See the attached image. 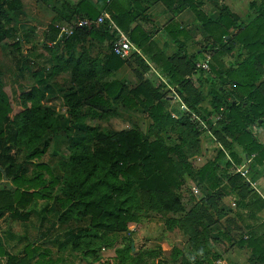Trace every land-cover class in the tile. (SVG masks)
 <instances>
[{"label": "trees", "instance_id": "1", "mask_svg": "<svg viewBox=\"0 0 264 264\" xmlns=\"http://www.w3.org/2000/svg\"><path fill=\"white\" fill-rule=\"evenodd\" d=\"M94 1L97 7L102 9L105 6L108 8L106 3L112 0ZM152 1L157 0H134L133 3L138 5L137 2ZM159 1L167 7H173V12L189 8L194 14L197 24L203 30L205 45L197 53L187 55L184 43H177L178 52L174 56L166 58L157 50L156 54H151L152 61L158 65L164 75L169 77L168 81L172 82V85H177V93L179 96L182 95L181 100L186 107L208 123L206 117L201 115L202 93L195 89L192 82L185 77L197 74L202 78L203 70L196 67V60L203 55V52H210L213 61H217L216 66L211 67L216 79L207 78L205 80L211 86L208 94L211 97L212 111L214 114L222 116L221 131L232 141L236 139L240 142L246 141L244 148L247 155L251 156L255 153L254 161L264 162V147L258 144L247 131L248 126L264 120V10L258 8V15L251 22L242 26L240 23L237 24L238 18L224 7L217 6L219 14L217 18L212 19L201 11L202 4L199 0ZM210 1L216 6L217 0ZM254 6L251 4L252 8ZM21 8L19 0H0V43L5 38L6 26H11L10 14L21 10ZM137 9L143 12L145 8L137 7ZM75 10L77 13L85 12V18L94 20L96 17L95 10L84 0L77 3ZM134 12L130 10L120 14L115 17V21L119 27L128 32L132 43L144 54L149 55L153 45L150 42L149 34L144 33L135 25L134 19L139 12ZM127 22L128 28L125 26ZM81 30L82 32L88 30L89 34L94 36V30L107 32L108 28L92 26L90 29ZM49 31L52 34L56 29L51 25ZM77 32L75 31L74 35L68 39H73L78 34ZM115 36H110L112 43L115 41ZM68 39L66 41H69ZM236 46V52L233 54ZM242 50L246 52V55L242 56ZM111 54L112 56H107V60L116 61L115 68L126 62V60L115 56L112 50ZM225 54H233L234 57L233 63L228 67H224L221 62H218L219 58ZM136 61L138 65L144 66L143 59L138 57ZM104 87L108 96L119 98L127 108L142 107L152 120L153 131L158 134L166 130H176L182 136L185 129H190L195 135L201 133L185 113L183 114L186 116L183 119H178L179 121L172 120L170 115L163 113L164 104L159 94L161 87H150L148 83H144L129 92H125L123 86L118 82ZM44 94V90L38 87H31L21 92L18 97L20 100L19 111L13 119H10L4 113L8 109L7 94L0 82V124L9 122L7 137L4 130L0 128V179L4 178L3 173H5L6 179L13 187V190L0 189V216L3 211H6L12 220L27 219V208L37 200H51V190L60 184L62 197L55 198L64 208L59 216L60 221L65 223L71 218H82L89 215L90 226L94 228V233H90L88 228H78L77 235L73 239L84 235L89 236L90 240H97L98 244L109 245L105 234L100 233V230L106 233L129 232L128 226L140 223L142 215L144 216L148 210L163 213L164 216L167 213L176 215L183 211L175 191L183 184L179 166L188 175L191 174L189 165L184 163L185 155L182 152V148L188 144L185 139L178 146L168 147L159 135L150 140L137 130L107 134L96 132V128L89 127L86 134L87 136L94 134L99 147L91 154L83 152L70 154L66 160L69 164L65 165L70 166L71 171L62 180L52 174L46 163H34V167L38 171L33 176L27 175L22 166L14 169L12 163L7 165V159L2 160L3 156H8L13 148L18 149L22 146L27 151L32 149L25 158L31 163L48 151L52 142V135H48V132H53L56 123L55 117L58 115L41 105ZM139 96H142L143 99H139ZM65 98L71 111H75L77 107L74 105L78 102L74 93L65 96ZM156 100L159 102L155 103ZM220 141L224 148L231 150V143ZM52 154L54 155V152ZM171 154L176 155L178 164L172 161ZM221 161L224 163L223 169L218 166ZM43 171L48 175V178L42 174ZM220 174L227 178L226 186H220L222 181L217 178ZM198 175L201 179L206 178L209 181L210 190L215 191L219 198L211 195L213 197L202 199L183 213L182 217L166 216L164 219L169 230L178 229L189 238L192 248L191 251L186 252V255L192 256L193 254L194 257L192 263L185 259L186 264H212L213 260L220 259L218 254H212L210 243L207 242L205 235L207 228L222 216V210H218L217 219L214 220L208 206L214 207L213 204L216 200L221 199L223 190L228 192L226 195L237 199L235 206L246 209L248 215L236 213L237 220L244 225L246 230L244 237L233 239L230 235L218 232L219 236L223 237L229 245L249 250L251 256L255 258L251 259L252 264H264V221L259 224L255 222L257 225L248 223L249 219L256 221V213L264 208V201L239 174L232 172L231 163L222 151L212 162L202 167ZM249 176L251 181L255 180L250 167ZM219 187L221 189L218 191ZM245 199L248 200V203ZM71 242L72 247H75L76 243ZM87 250L89 253L93 252L92 249ZM28 252V257L17 262V259L11 257L4 248L0 233V259L7 258L6 264H29L28 258L34 251L28 250ZM116 252L119 264H143L141 254L136 255L130 244ZM172 252L175 255L182 254L177 249H172ZM34 264L51 263L38 260Z\"/></svg>", "mask_w": 264, "mask_h": 264}, {"label": "rangeland", "instance_id": "2", "mask_svg": "<svg viewBox=\"0 0 264 264\" xmlns=\"http://www.w3.org/2000/svg\"><path fill=\"white\" fill-rule=\"evenodd\" d=\"M218 2H220L219 8L224 7L229 13L235 15L238 18L237 24L240 23L242 26L251 22L258 15V8L264 10V0H218ZM251 4L255 6L252 8ZM94 14L96 15L97 11H94ZM109 20L107 18L105 23L99 26L111 27V29H108L112 30L113 35H116V30L113 26H109ZM80 31L82 30H78V32ZM202 31V29H194V34L200 37L198 42L199 50H202L205 45V36ZM63 40L66 41V39ZM68 40L73 41V39ZM22 41L20 33L11 30L10 25L6 26L5 38L0 43V82L7 94L6 102L8 105L7 112L4 111V113H6L7 117L13 119L19 111L18 107L20 106L18 91H26V89L35 86V84L38 87L39 79H42L45 80L44 85L46 84L48 89H51L47 99L54 104L56 109L55 115H58V117H55L56 123L53 132H48V135H52V142L46 154L31 163L30 161H26L25 158L32 149L27 151L25 147L20 146L18 149L13 148L8 156H3L2 160L7 159V165L12 163L14 169L22 166L27 175L33 176L38 171L35 169L34 163H46L50 167L52 174L62 180L71 171V167L65 165L69 164L66 160L70 154L81 152L91 154L99 147L94 134H89L90 136L86 134L89 127H94L97 130L96 132L107 134L137 130L150 140L154 139V136L158 137L159 135L168 147L178 146L185 139L188 144L182 148V152L185 155L184 163L189 165L191 174L188 175L179 166L178 169L183 184L175 191V195L183 209L182 212H178L176 215L167 213L164 216L163 213L148 210L144 215L145 218L141 214L142 220L140 223L128 226L129 232L113 231L106 233L100 230V233L105 234L109 245L98 244L97 240H90L89 236L84 235L78 239H73L77 235L78 228H88L90 233H94V228L90 226L89 215H85L82 218H71L65 223L60 221L59 216L64 211V208L55 200L56 197H62V186L59 184L51 190V200H37L27 208V219L22 221L12 220L6 211L1 213L0 233L7 253L14 259H17L18 262L20 259L28 257V250H33L34 253L28 258L29 264H34L38 260L51 264H119L117 263L116 251L130 244L136 255L141 254L143 264H186V260L192 263L194 255H186V252L191 251L192 248L188 236L178 229L169 230L164 219L166 216L173 218L182 217L183 213L187 212L204 198L213 196L219 198L215 194V191L210 190L208 186L209 181L206 178L201 179L198 175L199 170L212 162L220 151L225 153L223 148L216 147L218 141L224 139V134L221 131V122L223 120L222 116L220 117V115H216L212 111L210 105L211 97L207 93L211 87L205 81V79L215 76L211 71V67H215L217 61H213L212 54L205 51L200 57L201 59L198 60V63L208 61L209 67L208 70H204L202 73V79H204L205 83H201L203 92L200 90L205 95V98H203L204 103L202 102L205 108L201 109L209 111H201V115L205 116L208 120V123L205 122L207 129L200 130L201 133L198 135H195L190 129H185L184 135L181 136L176 130H166L158 134L156 131H153L152 120L147 116L142 107L127 108L121 103L119 98L108 96L106 93L104 86H110L113 82H119L125 92L134 90L144 83H148L150 87H161L159 94L164 104L163 113L170 115V118L175 121L183 119L186 115L179 112L180 104L171 99L172 92H177V87L174 86L175 84L172 85V82H162L159 78H156V75L152 76V70L149 72V68L145 64L149 62L148 58L144 57V66L139 65L135 70L132 68L134 66H129L132 74L130 72H127V75L117 73V70L121 66L118 68L114 67L115 71L107 72L102 70L105 65L104 59L106 60L103 56L106 49L103 47L104 53L102 52L94 57V48L91 45L83 44L81 47L83 58H81L82 61L79 63L80 66L72 64L70 67L66 64L63 65V63L60 65H46L39 56L28 55L29 49L23 48ZM236 49L237 46L234 48L233 54L236 52ZM141 53L142 57L145 56L143 52ZM241 53L242 56L246 55L244 50ZM233 54L221 56L218 62H221L224 67H228L234 61ZM41 55L44 56L43 53ZM25 56L30 60L27 61ZM96 59L98 60L97 62ZM37 60L39 62H36ZM74 61L75 56L72 54L71 62ZM31 62L32 64H30ZM96 63L99 66H96ZM39 64L45 67L44 70L41 69L42 67ZM58 68H63V75H60L62 78L49 80V77L55 74L53 71L57 72ZM35 69L37 70L35 71ZM33 73L36 74L34 75ZM18 74H21V77H17ZM19 83L23 87H20L18 90L17 84L19 85ZM163 85H165L164 88H162ZM73 93L78 102V104L74 105L77 107L75 111H71L65 98V96ZM139 99L142 100L143 97L139 96ZM157 102L159 101L156 100L155 103ZM8 124L9 122L0 124V128L4 130L6 137L8 136ZM197 130L199 131V129ZM52 152H54V155ZM170 157L173 162L178 164L175 154H171ZM218 166L220 169H223L224 163L221 161ZM42 174H44L45 178H48V175L44 171ZM217 178L222 181L220 182V186L227 185V178L222 176V174ZM0 189L13 190L10 181L6 177L0 179ZM220 189L219 187L218 191ZM227 193V191L223 190L220 196L221 199L216 200L213 204L214 207L208 206L214 220L217 219V211L222 210L220 219L207 228V234L205 235L207 242L210 243L212 254H218L220 258L213 260L212 264H245L246 259L252 264L250 261L255 258L251 256L250 251L247 249L234 246V249L236 247L237 250H244L245 254L237 252L236 256L231 255V253L226 255L227 250L231 249L233 245H229L218 234V232H221L229 236L232 230H237L234 237L238 239L241 236L244 237L246 232L244 225L238 224L236 213L248 215V211L242 209V207L235 206L237 199L230 198L229 195H226ZM244 218L247 220L245 216ZM248 223L250 225L256 224L250 219ZM71 241L76 243L75 247H72ZM86 248L92 249L93 252H87ZM172 249H177L182 254L175 255ZM222 252L225 253V256L224 254L222 255ZM6 260L7 258H1L0 264H6Z\"/></svg>", "mask_w": 264, "mask_h": 264}, {"label": "crops", "instance_id": "3", "mask_svg": "<svg viewBox=\"0 0 264 264\" xmlns=\"http://www.w3.org/2000/svg\"><path fill=\"white\" fill-rule=\"evenodd\" d=\"M19 1L22 6L21 10L12 12L10 14V18L12 20L11 30H15L16 32L20 33V36H22V40H23L22 41L23 48L29 49L28 55L33 54L35 57L39 56V58H42V61L46 63V65L48 64L60 65L63 63V65L66 64L70 67L72 64L80 66L79 63L82 61L81 58H83L82 56L83 51L81 50V47L83 46V44H87V45H91L94 48V57L101 54L102 52L104 53V48H105L106 54L104 53L103 56L106 58V60L104 59L105 65L102 70L107 72L115 71L114 66L116 61L107 60V56L109 57L112 56L110 51L112 40L110 36L113 35V32L112 30H109L111 29V27H108L109 29L107 32H97L94 30V36L89 34L88 30L84 32L80 31L78 32V34L75 35L73 41L72 40L64 41L63 40L64 38H62L57 28V26L59 25L69 24L75 21L76 19H81L82 17L85 18L86 16L85 12L77 13V11L75 10V6L81 0H19ZM84 1L87 3V5L92 6V8L95 11H97L94 20L100 15L106 14L108 16V19H110L109 26L111 25L113 27H116L119 31L126 34L128 37H129L128 32L124 31V29H122L117 25L115 21V17H118V15L128 12L130 10L139 12L138 16L134 19V23L144 33L149 34L150 42L153 45V47H151L152 52H150L149 55L145 54V56L143 57L141 53L142 51L140 49H139V53H132L129 58L124 59L126 60V62L117 70L118 71L117 73H123L124 75H127L128 74L127 72L131 73V69L129 68V66H134L132 68L133 70H135L136 67H139L136 61L137 58L139 57L144 61V57H146L148 58L150 63L146 61L147 63L145 64L149 68L148 69L149 72L152 70L151 75L152 76L156 75L157 76L156 78L157 79L159 78L162 82L165 81L169 82L168 81L169 77L167 75H164L162 71L159 69L158 65L152 61L151 54H156L158 50L163 54L164 57L170 58L178 52L177 43H184L187 55H192L199 51L198 42L200 40L199 39L200 37L199 35L194 34V29L201 30L202 28L197 25L196 18L189 8H184L179 12H173L172 11L173 7L172 8L167 7L163 2L159 0L152 2H137L139 3L138 4L139 6L133 3L134 0H112L111 2L108 1L106 3L108 8H106L105 6V8L99 9L94 0H84ZM199 1L202 4L200 9L206 16L212 19L217 18L219 14L218 7L220 3L218 2V0L216 6L210 0H199ZM137 7L138 8L144 7L145 9L143 12H141L139 11L140 9H137ZM128 19L130 20V16L128 17ZM51 25H53L54 28L56 29V31H53L52 34L49 31V27ZM125 26L126 28H128V22ZM98 27L99 26L95 28ZM108 48L110 49L108 50ZM42 53L44 54V56L41 55ZM72 54L75 56L74 62H71ZM26 59L27 61L30 60L28 57H26ZM199 59L201 58H198V60ZM198 60H196V63H198ZM97 61L98 60L96 59V62ZM36 62L39 61L37 60ZM30 64H32V62ZM40 66L42 67L41 69L44 70L45 67H43V65ZM96 66L99 65L96 63ZM36 70L37 69H35V71ZM62 70L63 68H58L57 72L53 71V73L55 72V74L49 77V80L62 78L60 77V75H63ZM33 74L35 75L36 73ZM19 76L21 77V74L17 75V77ZM211 78L214 80L216 79L213 76ZM185 79H189L192 82V86L195 89H197L198 91L201 90L203 92V88L201 89L202 87L201 83L204 84L205 82L204 79L199 77V75L192 74L190 76H186ZM44 82L45 80L39 79L38 88L41 90L43 89L45 93L44 99L41 100V105L44 108H48L56 113L54 104L47 99L51 89H48L47 85L46 84L44 85ZM36 85L37 84H35V86L33 87H36ZM208 85L210 86V83ZM17 86H18V90L20 87H23L20 83L19 85L17 84ZM174 86L177 87V85ZM164 87L165 85H163L162 88ZM24 91L25 90H20L18 91L19 92L18 94ZM202 96L203 98H205V95L202 94ZM179 97L181 99L182 95ZM203 103L200 104L201 108H205L203 107ZM205 111L209 112L207 110ZM179 112L181 113L180 110ZM247 131L253 136V138L256 140L258 144L264 147V120L259 121L255 125L248 126ZM223 140L225 143L232 144L231 150H227L226 148H224L223 143L220 141H218L216 147L219 146L220 148H223L225 150L227 159L228 157L231 158L237 166L239 167L247 166L248 168L249 167L252 168V172L255 177L254 182L256 183L258 190L257 192L254 190V192L264 201V162L261 163L255 162L254 161L255 153L252 154L251 156L247 155L244 148V146L247 143L246 141L243 140V142H240L238 141V139L232 141L230 137L225 135ZM231 197L232 196H230V198ZM246 203H248V200H246ZM255 219L256 221L254 220L252 221L256 222L257 224L264 221V208L256 213ZM238 224H240L239 221ZM236 233L237 230H232L229 235L231 238L234 239L235 238L234 234ZM234 246L231 249L227 250L226 255L231 253V255L233 254L236 256L237 252L245 254L244 250H237L236 247L234 249ZM223 254L225 256V253L222 252V255ZM245 264H250L249 261H247V259Z\"/></svg>", "mask_w": 264, "mask_h": 264}, {"label": "built area", "instance_id": "4", "mask_svg": "<svg viewBox=\"0 0 264 264\" xmlns=\"http://www.w3.org/2000/svg\"><path fill=\"white\" fill-rule=\"evenodd\" d=\"M107 18L108 16L106 14L100 15L95 20L81 18L76 19L69 24L59 25L57 26V28L62 38L68 39L73 36L75 31L77 30L88 29L92 26L97 27L101 24H104ZM113 28L116 30V36L115 41L112 43L111 50L115 56L119 57L120 59H127L132 53H139V49L132 43V41L126 34L119 31L116 27ZM207 62L208 61L204 63H196V67L203 71L208 70L209 67ZM171 99L177 101L180 104L179 110L181 111V113H185L188 117H190V121L196 126V128H198L199 130L207 129L205 121L198 114L194 113L186 107V105L181 101L177 92H172ZM228 161H230L231 163L232 172L235 174H239L248 183L249 187L257 192L258 190L256 183L250 180L249 168L247 166H237L229 157Z\"/></svg>", "mask_w": 264, "mask_h": 264}, {"label": "water", "instance_id": "5", "mask_svg": "<svg viewBox=\"0 0 264 264\" xmlns=\"http://www.w3.org/2000/svg\"><path fill=\"white\" fill-rule=\"evenodd\" d=\"M3 177L5 178V173H3Z\"/></svg>", "mask_w": 264, "mask_h": 264}]
</instances>
